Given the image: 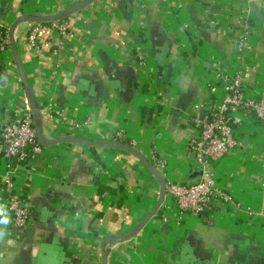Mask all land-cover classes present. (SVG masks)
Instances as JSON below:
<instances>
[{"label": "crops", "instance_id": "1", "mask_svg": "<svg viewBox=\"0 0 264 264\" xmlns=\"http://www.w3.org/2000/svg\"><path fill=\"white\" fill-rule=\"evenodd\" d=\"M81 1L0 0V32L22 15ZM62 22L63 31L22 23L14 33L48 139H113L124 130L148 160L166 163L165 180L194 185L202 176L189 149L193 121L224 102L222 79L242 75L248 91L264 94V0H96ZM21 107L8 44L0 50L1 151L3 125ZM236 120L244 149L208 163L233 202L182 216L166 197L139 235L109 248L108 264H264V127L242 111ZM14 166L7 194L0 155V197L21 195L31 218L17 235L0 205V264H103V241L133 229L160 196L145 166L114 149L59 144Z\"/></svg>", "mask_w": 264, "mask_h": 264}, {"label": "built area", "instance_id": "2", "mask_svg": "<svg viewBox=\"0 0 264 264\" xmlns=\"http://www.w3.org/2000/svg\"><path fill=\"white\" fill-rule=\"evenodd\" d=\"M62 23L53 22V26L63 31ZM37 31L38 29L35 33ZM35 33L31 37L32 41L35 40ZM8 44V35L0 32V50L3 51ZM222 81L226 92L224 102L219 106L206 108V113L193 121L198 135L190 140L189 149L190 153L195 155L197 169L203 172L201 181L194 185H185L166 180V197L174 201L182 216L204 215L213 208L216 199L225 203L233 202V197L218 186L208 161L205 160L217 162L242 146L234 127L235 122L239 123L236 115L240 111L245 116L253 115L255 121L264 127V94L254 95L248 91L242 75L233 80L225 77ZM126 137V132L120 130L111 140L128 144ZM1 138L5 150H0V155H3L6 162L4 192L9 194L14 190L16 168L14 165L26 163L32 155L43 152L28 107L19 108L14 118L3 125ZM130 145L134 147L133 143ZM150 162L166 177V163L162 159L154 155ZM0 203L3 209L11 214L16 234H22L28 227L31 212L21 195L9 197L6 201L0 197Z\"/></svg>", "mask_w": 264, "mask_h": 264}, {"label": "water", "instance_id": "3", "mask_svg": "<svg viewBox=\"0 0 264 264\" xmlns=\"http://www.w3.org/2000/svg\"><path fill=\"white\" fill-rule=\"evenodd\" d=\"M96 0H83L80 3L67 8L66 10L57 13L55 15H22L20 18H18L15 23L11 26L9 33H8V40L9 44L11 45V50L13 53V60L16 64L17 71L19 73L21 83L24 88L25 96L27 99L28 109L30 111V114L33 119L34 123V129L36 132V136L38 139V142L42 147H52L59 144H76L81 145L88 148H99V149H114L117 151L128 153L134 157H136L144 166L145 168L158 180L160 184V196L157 204L153 208V210L141 221L139 222L133 229L128 231L127 233H119L112 236H109L107 239L103 241V264H108V256L109 252L112 246L116 245L117 243H124L128 242L131 239L135 238L137 235L140 234V232L143 230V228L146 226V224L152 219L156 213L159 211L161 206L164 204L166 200V180L162 173L158 171V169L152 165L150 160H148L140 151H138L135 147L119 142L116 140L111 139H94V138H85V137H59L56 139H48L44 135L43 131V124H42V117L40 108L37 102V99L34 95V91L31 87V84L29 82V79L24 71V68L22 66L19 52H18V46L15 41V29L18 25L22 23H32L33 25H43V24H49L57 21H62L70 17L71 15L85 9L89 5H91ZM251 10L255 15L262 19L258 9L256 8V5H251ZM244 149V143H242L241 147H238L234 149L232 152H237ZM231 153V152H230ZM193 158H195V155L192 154ZM205 161H208V163H214L216 161H213L211 159H206ZM220 161V160H219ZM217 161V162H219ZM199 176H202L203 172L200 171Z\"/></svg>", "mask_w": 264, "mask_h": 264}, {"label": "trees", "instance_id": "4", "mask_svg": "<svg viewBox=\"0 0 264 264\" xmlns=\"http://www.w3.org/2000/svg\"><path fill=\"white\" fill-rule=\"evenodd\" d=\"M5 35H8V33H5ZM4 161H5V159H4Z\"/></svg>", "mask_w": 264, "mask_h": 264}, {"label": "rangeland", "instance_id": "5", "mask_svg": "<svg viewBox=\"0 0 264 264\" xmlns=\"http://www.w3.org/2000/svg\"><path fill=\"white\" fill-rule=\"evenodd\" d=\"M49 24H52V23H49ZM56 24H58V23H56Z\"/></svg>", "mask_w": 264, "mask_h": 264}, {"label": "bare ground", "instance_id": "6", "mask_svg": "<svg viewBox=\"0 0 264 264\" xmlns=\"http://www.w3.org/2000/svg\"><path fill=\"white\" fill-rule=\"evenodd\" d=\"M57 14V13H56ZM55 15V14H54Z\"/></svg>", "mask_w": 264, "mask_h": 264}]
</instances>
